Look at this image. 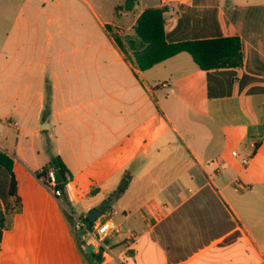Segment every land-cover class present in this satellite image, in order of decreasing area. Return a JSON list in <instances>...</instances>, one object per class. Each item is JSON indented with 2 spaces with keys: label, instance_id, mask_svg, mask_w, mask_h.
<instances>
[{
  "label": "crops",
  "instance_id": "obj_1",
  "mask_svg": "<svg viewBox=\"0 0 264 264\" xmlns=\"http://www.w3.org/2000/svg\"><path fill=\"white\" fill-rule=\"evenodd\" d=\"M147 1L132 20L135 7L117 11L122 48L118 75L106 78V111L92 95V68L77 55L57 62L64 52L48 54L43 36L20 53L28 64L15 65L23 33L39 29L26 14L0 18V153L22 201L11 228L0 227V264H96L74 223L104 201L119 229L107 239L116 258L103 264L261 263L264 0ZM150 8L162 11L165 41L193 43L203 67L186 51L147 70L129 62L143 50L133 26ZM233 37L241 59L218 42ZM115 102L135 113L111 111ZM56 156L72 174L61 200L38 176ZM9 180L0 164L4 207Z\"/></svg>",
  "mask_w": 264,
  "mask_h": 264
},
{
  "label": "rangeland",
  "instance_id": "obj_2",
  "mask_svg": "<svg viewBox=\"0 0 264 264\" xmlns=\"http://www.w3.org/2000/svg\"><path fill=\"white\" fill-rule=\"evenodd\" d=\"M21 1L0 0V18L16 19L26 14L32 22H35L32 27L39 29V35L23 33L25 36L21 42L25 44V47L21 50L17 48V45L14 49L13 63L27 65L29 60L22 62L20 53L23 50L32 53L38 36H43L40 44L46 45L48 40V44L51 45L48 54H55L60 49L64 52L57 62L65 63L70 57L77 55V63L86 62L92 68L96 79V87L92 95L101 106L105 107L106 111V78L119 73L115 47L116 40L122 42L117 26H120L123 21L119 19L116 7H119V10L123 9L126 13V9L129 10L127 0H31V7L25 8L24 11L20 7ZM147 4V0H136L134 13L130 15L131 20ZM1 27L0 34L4 32L7 25L0 24ZM46 29L52 33L50 39L44 35ZM133 33L135 34L134 30ZM51 57L50 55L46 58L47 69L55 62H52ZM129 62L138 68L135 57H130ZM109 105H107L108 108H110ZM114 105H111V111L124 114L135 113L134 108L126 104L115 102ZM109 209L112 208L109 207ZM111 264L123 263L116 261Z\"/></svg>",
  "mask_w": 264,
  "mask_h": 264
},
{
  "label": "trees",
  "instance_id": "obj_3",
  "mask_svg": "<svg viewBox=\"0 0 264 264\" xmlns=\"http://www.w3.org/2000/svg\"><path fill=\"white\" fill-rule=\"evenodd\" d=\"M128 2V9L132 10L135 6V2ZM116 10H119V7H116ZM135 34L138 41L143 46V50L138 53L136 56L137 66L141 70H147L153 65L160 63L180 52L186 51L189 52L194 60L201 66L200 60L198 59L197 53L193 49V43L183 42L176 44H168L164 39V20L162 17V11L155 9H146L144 10L136 20L135 25L133 26ZM221 43L223 50L236 52L239 59H241L240 53V40L237 37L226 38L218 40ZM117 45L122 48V43L117 42ZM228 43V46H224ZM145 47V48H144ZM227 64V63H226ZM0 164L4 165L10 175L9 188H8V199L5 207L0 211V227L9 229L13 224L14 216L22 211V201L17 192V184L12 173V160L6 155L0 153ZM48 167H53L56 169L57 177V186L60 189H64L65 185L72 178V174L65 166L63 161L59 156L53 157L50 161ZM47 168V167H46ZM46 170V169H45ZM45 170L38 174L39 177L43 178L45 175ZM128 185L127 178H124L117 189L116 193H120L126 189ZM108 206V201H104L99 205V209L105 208ZM80 221L84 223H90L86 217H80ZM97 263L103 264L101 261L100 255H95Z\"/></svg>",
  "mask_w": 264,
  "mask_h": 264
},
{
  "label": "built area",
  "instance_id": "obj_4",
  "mask_svg": "<svg viewBox=\"0 0 264 264\" xmlns=\"http://www.w3.org/2000/svg\"><path fill=\"white\" fill-rule=\"evenodd\" d=\"M13 125L18 126L17 123H14ZM233 154L236 155L235 152ZM243 161L246 162L247 159H244ZM42 181L56 198L60 200L63 198V190L57 186L58 182L55 168L47 167ZM3 209L4 206L0 202V211ZM100 210L99 216L93 223H84L79 219H76L74 223V230L80 239L83 249H89L96 255H100L103 261L108 259L113 260L116 257L111 246L107 243V239L114 233H118L119 227H117L113 221V215L116 214V212L113 209H109L108 206ZM134 238L135 235L133 233H129L127 240L129 243H132ZM260 264H264V257L262 258Z\"/></svg>",
  "mask_w": 264,
  "mask_h": 264
},
{
  "label": "water",
  "instance_id": "obj_5",
  "mask_svg": "<svg viewBox=\"0 0 264 264\" xmlns=\"http://www.w3.org/2000/svg\"><path fill=\"white\" fill-rule=\"evenodd\" d=\"M130 2H134L136 0H129ZM113 198L115 199V195H113ZM100 209L96 208L94 210H92L87 216L86 218L90 221V222H94L96 220V218L99 216L100 214ZM87 251H90L89 249H87Z\"/></svg>",
  "mask_w": 264,
  "mask_h": 264
}]
</instances>
